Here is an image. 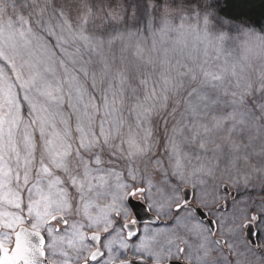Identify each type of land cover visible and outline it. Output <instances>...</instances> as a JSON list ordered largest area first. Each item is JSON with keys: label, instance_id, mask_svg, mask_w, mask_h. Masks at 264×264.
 <instances>
[{"label": "snow or ice", "instance_id": "1", "mask_svg": "<svg viewBox=\"0 0 264 264\" xmlns=\"http://www.w3.org/2000/svg\"><path fill=\"white\" fill-rule=\"evenodd\" d=\"M247 8L0 0V264H264Z\"/></svg>", "mask_w": 264, "mask_h": 264}, {"label": "trees", "instance_id": "2", "mask_svg": "<svg viewBox=\"0 0 264 264\" xmlns=\"http://www.w3.org/2000/svg\"><path fill=\"white\" fill-rule=\"evenodd\" d=\"M222 15L237 16L238 14L231 8H228ZM240 20L245 21L257 31L264 29V0H248V8L243 16L239 17ZM126 56L119 55L118 58ZM127 59V58H126Z\"/></svg>", "mask_w": 264, "mask_h": 264}, {"label": "rangeland", "instance_id": "3", "mask_svg": "<svg viewBox=\"0 0 264 264\" xmlns=\"http://www.w3.org/2000/svg\"><path fill=\"white\" fill-rule=\"evenodd\" d=\"M133 0H97V3H102L104 4L105 8L108 7V5H112L115 6L117 4H122V5H127L129 3H132ZM129 11H131V9H129ZM97 23L99 24L100 21H97ZM129 23H131V21H129ZM108 27H116V28H120L122 27V25H116L115 22H113L112 25H108ZM261 31H264L261 30ZM54 42V41H53ZM109 55H114L118 60L120 58H118L119 55L122 56H126L127 59H130L131 57V52L128 51L127 49H125L124 44L121 41H115L111 46H110V52ZM232 193H234V195H236V193L233 191Z\"/></svg>", "mask_w": 264, "mask_h": 264}, {"label": "flooded vegetation", "instance_id": "4", "mask_svg": "<svg viewBox=\"0 0 264 264\" xmlns=\"http://www.w3.org/2000/svg\"><path fill=\"white\" fill-rule=\"evenodd\" d=\"M232 195H234V193H232ZM223 203V200H221V204ZM206 217H207V214L205 213ZM208 219H212V217H207Z\"/></svg>", "mask_w": 264, "mask_h": 264}]
</instances>
